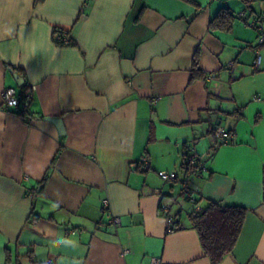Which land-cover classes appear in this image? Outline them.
<instances>
[{
    "label": "crops",
    "instance_id": "1",
    "mask_svg": "<svg viewBox=\"0 0 264 264\" xmlns=\"http://www.w3.org/2000/svg\"><path fill=\"white\" fill-rule=\"evenodd\" d=\"M13 73L32 99L6 111ZM208 200L246 209L220 264H264L262 0H0V264H211L189 221Z\"/></svg>",
    "mask_w": 264,
    "mask_h": 264
},
{
    "label": "trees",
    "instance_id": "2",
    "mask_svg": "<svg viewBox=\"0 0 264 264\" xmlns=\"http://www.w3.org/2000/svg\"><path fill=\"white\" fill-rule=\"evenodd\" d=\"M42 0H34L35 3L40 2ZM216 19L225 23V25H230L231 20L233 19L232 13L229 12L228 9H221ZM213 22V21H211ZM210 22V23H211ZM55 32L60 33V35L67 33V31L63 28L56 27ZM68 34V33H67ZM68 45H74V41L69 38ZM54 41L56 44H61L60 41L56 40L54 37ZM198 65V52H195L193 57V66L192 73L189 81H192L196 75ZM11 69H16L11 67ZM19 74V73H18ZM22 88V92L27 88L24 82L20 85ZM23 116L21 111L19 112ZM188 146H186V151L184 153L183 163L181 164L182 168L189 173L190 171H195L192 169H196L198 163L194 164L191 168H187V156L190 152H188ZM47 176H45L41 181V188L43 187ZM178 177L176 176L172 182H176ZM181 190L183 191L182 184L186 180H181ZM197 199L195 197V203ZM246 214V209L241 206H221L216 202L208 200L206 205L198 211H192L189 214L190 226L196 230L198 234V238L200 241V245L204 254L209 258L211 264H220L223 258L231 252L233 249L239 233L242 228V224L244 221V217ZM38 218L37 215L32 216L28 221L30 223H34ZM6 250V264L10 263V252L8 247ZM15 264H18L16 261ZM31 264H40L34 263L32 261Z\"/></svg>",
    "mask_w": 264,
    "mask_h": 264
},
{
    "label": "built area",
    "instance_id": "3",
    "mask_svg": "<svg viewBox=\"0 0 264 264\" xmlns=\"http://www.w3.org/2000/svg\"><path fill=\"white\" fill-rule=\"evenodd\" d=\"M264 2V0H262ZM56 40L60 41L61 44L68 45L69 43V36L67 33H64L60 35V33H55ZM260 63V55L258 52H256V57L254 61V65L259 66ZM32 92L33 87H27L23 92H19L15 87L9 86L5 87L1 92V108L10 111L14 109H18L20 106H23L24 108L28 105L29 101L32 99ZM22 115V114H21ZM216 134L220 138L221 143H228L230 136L227 133H224L220 128H216ZM191 143H194L192 141ZM198 161V156L195 153H189L187 156V168H191L196 162ZM141 166L143 169L149 168V162L146 157L141 158ZM158 177L164 181H172L177 176V173L174 171H158L157 172ZM183 192L191 202L195 203V196L193 190L187 185L186 181L182 184ZM106 206V204L104 205ZM162 209L167 212L168 211V205L162 204ZM200 210L199 208H196V211ZM114 224H119L120 219L119 217L115 216L111 220ZM155 263L158 262V260H154ZM153 262V263H154Z\"/></svg>",
    "mask_w": 264,
    "mask_h": 264
},
{
    "label": "water",
    "instance_id": "4",
    "mask_svg": "<svg viewBox=\"0 0 264 264\" xmlns=\"http://www.w3.org/2000/svg\"><path fill=\"white\" fill-rule=\"evenodd\" d=\"M13 78L18 86H20L23 82L24 79L21 77L18 73H13ZM58 127L59 133L61 135L64 134V128L62 126V122L60 118H50Z\"/></svg>",
    "mask_w": 264,
    "mask_h": 264
}]
</instances>
